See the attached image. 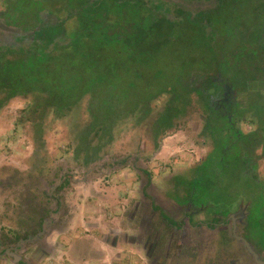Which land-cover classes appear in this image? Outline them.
Wrapping results in <instances>:
<instances>
[{
    "label": "trees",
    "instance_id": "1",
    "mask_svg": "<svg viewBox=\"0 0 264 264\" xmlns=\"http://www.w3.org/2000/svg\"><path fill=\"white\" fill-rule=\"evenodd\" d=\"M202 2L192 12L173 0H0V117L17 99L28 103L21 121L30 126L33 171L39 173L50 163L47 134L56 121L66 129L71 165L88 168L130 132L145 130L157 147L200 104L212 150L182 180L184 195L226 217L248 204L246 239L263 251L264 178L258 170L264 160L257 149L263 146L264 157V70H258L264 68V24L260 19L254 27L258 35L249 51L242 38L235 49L221 51L208 12L226 0L212 9ZM197 22L206 24L211 40L184 26ZM219 74L251 83L254 131L241 130V112L225 108L223 90L213 82Z\"/></svg>",
    "mask_w": 264,
    "mask_h": 264
},
{
    "label": "rangeland",
    "instance_id": "2",
    "mask_svg": "<svg viewBox=\"0 0 264 264\" xmlns=\"http://www.w3.org/2000/svg\"><path fill=\"white\" fill-rule=\"evenodd\" d=\"M204 2L206 8L215 7L214 4L209 6L212 1ZM232 2L241 6L234 9ZM163 9L169 11L167 6ZM178 10L183 12L180 8ZM191 10L193 12L194 8ZM263 11L264 0L263 3L259 0H226L222 8L209 10V16L206 15V18L210 17L208 29L211 34L205 29L206 24L201 26L202 23L197 22L196 27L189 23L184 26H189L196 35L207 33V37L209 34L215 37L218 34L222 37L220 40H224L219 49L229 51L235 49L242 38L241 34L236 37L235 30L238 33L251 27L253 36L258 35L254 27L260 26L262 21L264 24V14L258 15ZM176 20L182 21L181 18ZM179 25L183 33L181 39L185 40L187 34L183 23ZM260 102V112L264 115V95ZM252 104L248 101L249 110L243 116L245 121L238 123L246 133L254 131L252 123L258 122L252 114ZM27 107L26 101L17 99L0 117V241L10 245L17 235L24 238L38 231L41 220L56 217L57 222L48 237L26 244L19 251L24 264H164V240L160 254L155 251L151 255L157 233L154 223V228L149 224L146 212L149 201L142 195V188L148 187L156 204L170 213L167 207L172 203L166 200L167 197L184 193L182 180L188 179L191 170L212 150V142L204 133L206 115L201 105L196 104L195 110L180 122L177 129L162 136L157 147L145 130L128 133L113 153L93 166L94 170L86 181L84 176L88 171L69 162V141L64 125L59 121L47 134L50 163L39 173L33 171L34 145L30 126L21 121ZM258 171L264 178V164L260 163ZM66 173L72 179H68L57 192L60 207L54 201L52 208L58 209L57 213L48 217L50 208L47 201L42 200L43 196L39 198L41 190L44 186L48 188L51 182L56 183L52 188L61 185ZM217 232L208 231L202 240L206 245L199 248L200 260L196 263V260H190L189 264H205L209 258L211 264H254L244 247L232 237L231 230L225 236L218 235L216 244L213 238ZM195 233L190 230L191 240ZM238 234L242 236L239 228ZM170 250L171 257L174 251ZM262 255L264 257V252ZM0 264L19 263L4 255L0 256Z\"/></svg>",
    "mask_w": 264,
    "mask_h": 264
},
{
    "label": "flooded vegetation",
    "instance_id": "3",
    "mask_svg": "<svg viewBox=\"0 0 264 264\" xmlns=\"http://www.w3.org/2000/svg\"><path fill=\"white\" fill-rule=\"evenodd\" d=\"M173 1H175V3L178 4L177 5L178 7L183 6L181 8H183L184 10L194 8V11H196L198 7L201 6L199 3L202 1H203L202 2L203 4H205L204 1H208V2L212 1L215 5V2L217 3L219 0H202V1L201 0H180V1L173 0ZM259 1L263 3V0H259ZM179 2L184 3V5L179 4ZM240 6L241 4H238V3L236 5H233L234 9H237ZM202 7L205 9H209L208 7L206 8V6H202ZM212 8H215V7L212 6ZM215 32L217 33V30H215ZM235 32L237 34L236 37H239L240 34L241 36H243L242 37L243 40L241 42L244 41V45L248 49L251 45L249 41L250 39H253L251 27L243 28L238 33H237V30H235ZM215 37L217 38L216 41L219 40L221 45L224 43V40L222 41L220 40L219 35L216 34ZM241 49L242 48H240L239 50ZM239 50L236 51L237 54L239 53ZM247 51H249V49ZM229 55L232 56L231 54ZM263 69L264 68L260 66L258 70H263ZM204 81L205 80L200 79L198 81L199 84L198 83L196 84L198 85L197 88L201 87L200 84H202V82ZM213 82L217 84L218 86H220L221 89L223 90L222 95L225 96L224 102H223L225 103L224 104L226 106L225 108L227 110L229 109V110L235 111L236 113L241 112L242 116L240 120L241 122H244L245 119L243 118V116L249 110V106H248L249 96L248 95L250 91L254 90L253 88H249L251 86V83L246 82L244 84L242 83V81L234 82L229 79L226 80L220 74L216 75V78L213 79ZM227 110L224 112L225 115H228ZM257 153L261 157V160L263 161L264 160L263 146L257 149ZM97 163L92 164L90 167L83 168V169L89 171L93 169V166H95ZM144 173L148 174L147 171H144ZM63 179H64V182L61 185H58V187L52 188V186L56 183L51 182L48 188L43 185L44 186L43 190H41L43 192L40 193L39 198L43 196L42 200L43 201L45 200V202L47 201V204L49 205V208H50L48 215H47L48 217H50L52 214L57 213L58 209L52 208L54 201H56L58 206L60 207V198L57 197V192L60 191V189L64 187L68 179L70 180L72 179V176H70L69 173H66L65 178ZM142 189H143L142 195L144 196V198L148 199L149 201V204H146V207L148 208L146 212L149 215L148 216L149 224H152L153 226V223H154V226L156 229L155 233H157L155 244L153 245L151 249V255L155 251H158V254H160L159 251L162 249V246H163L162 240H164V243L166 242L165 252H164L165 256L164 258H162L163 259L162 261L164 264L166 263L168 264L178 263L179 264L180 262H183V261L185 262H183L182 264H189V262H191L192 260H196L195 263L198 262L200 260L199 251L201 248H203L206 245V243L205 245L202 243V240L206 238V234L208 233V231L209 232L218 231L216 233V236L213 238V241L215 242L217 241L216 239L218 235L223 234L225 236L229 230H231L232 237L235 239L234 237L235 225L237 226V228L242 230V236L244 238L247 237L250 231V226H249L250 225L249 224L250 214L248 211L249 210L248 204L242 203L236 211H234L233 213L229 214L226 217L217 212L216 213L214 212L211 214L210 212L206 211L204 206L197 207L193 201L189 202L187 197L183 193L181 194V196H179L180 194L177 195L178 197L176 196L167 197L166 200L171 201L172 203V205H169V207H167L170 210V213H168L165 210V207L156 204L157 202L149 194L147 190L148 187H145ZM233 215H236L234 219H232ZM42 221L43 222L41 226L39 227V230L36 231L33 235H29L24 238L20 236L19 239L15 240V242L11 243L10 245L9 244L4 245V243L0 241V247H1L0 256L6 255L7 250H12V252L15 253V250L18 248V245L21 240H27L30 236H35L36 234H38L43 228L45 219ZM191 229L192 231H196L195 236L194 234L191 235L193 236L192 240L190 238ZM170 249H173L174 251V254H172L171 257H170V254H171ZM256 250L260 252L261 254H263L264 252V250L260 251V249L258 248H256ZM18 253L19 252H16V254ZM7 256L10 257L9 255ZM185 257H188V258H185ZM18 263L24 264L23 261H20ZM205 264H211L210 258L208 262Z\"/></svg>",
    "mask_w": 264,
    "mask_h": 264
},
{
    "label": "water",
    "instance_id": "4",
    "mask_svg": "<svg viewBox=\"0 0 264 264\" xmlns=\"http://www.w3.org/2000/svg\"><path fill=\"white\" fill-rule=\"evenodd\" d=\"M93 170L94 168L87 172V174L84 176V181L88 179V176L93 172ZM57 186H55L54 188H56ZM235 216L236 215H233L232 219H234ZM56 222H57L56 217H51V219H46L44 221L42 230L38 234H36L35 236H30L27 240H21L18 245V248L15 250V253L12 252V250H7L6 255L12 257L15 263L22 261L23 260L22 256L16 254V252H19V250L23 249L26 244L36 243L48 237L51 233L54 223ZM234 237L244 247V249L249 254L254 264H264L263 255L256 250V248L250 241H248L246 238L238 234V228L236 225L234 227Z\"/></svg>",
    "mask_w": 264,
    "mask_h": 264
}]
</instances>
